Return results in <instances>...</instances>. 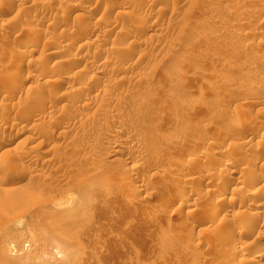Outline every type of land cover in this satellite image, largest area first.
Returning <instances> with one entry per match:
<instances>
[{"label": "rangeland", "instance_id": "1", "mask_svg": "<svg viewBox=\"0 0 264 264\" xmlns=\"http://www.w3.org/2000/svg\"><path fill=\"white\" fill-rule=\"evenodd\" d=\"M113 1L0 0V264H264V0Z\"/></svg>", "mask_w": 264, "mask_h": 264}, {"label": "bare ground", "instance_id": "2", "mask_svg": "<svg viewBox=\"0 0 264 264\" xmlns=\"http://www.w3.org/2000/svg\"><path fill=\"white\" fill-rule=\"evenodd\" d=\"M122 1V0H121ZM126 1V0H125ZM124 2V1H123ZM127 2V1H126ZM67 3V2H66ZM76 4V3H75ZM123 4V3H122ZM69 5V4H68ZM118 5H120V3L119 2H117V1H113V0H107V2H106V4H105V6H103L104 7V11L105 10H108V11H113L116 7L118 8ZM66 6V5H65ZM76 6H77V4H76ZM70 7H72V6H70ZM74 9H76V8H74ZM103 10V9H102ZM117 18V17H116ZM113 19H114V17H113ZM102 20V19H101ZM139 28V27H138ZM49 42H50V40H49ZM21 44V43H20ZM87 44V43H86ZM86 46V45H85ZM18 53H20L19 51H18ZM29 53V52H28ZM15 57L17 58V59H19V61L21 62L22 61V57L20 58L18 55H17V53L15 54ZM14 57V58H15ZM18 62V61H17ZM16 62V63H17ZM57 62V61H56ZM20 64V63H19ZM58 64V63H57ZM20 68V67H19ZM129 69V68H128ZM52 74V73H51ZM46 75V74H45ZM50 75V74H49ZM45 80H48L49 79V76L47 75V76H45ZM85 78V77H84ZM44 80V79H43ZM47 82H49V81H47ZM11 90V89H10ZM102 95V94H101ZM6 115V114H5ZM3 116V115H2ZM8 116V115H7ZM6 118V117H5ZM4 119V118H3ZM2 119V120H3ZM7 119V118H6ZM251 119V118H250ZM5 121V120H4ZM251 121V120H250ZM233 122V121H232ZM231 122V123H232ZM260 122V121H259ZM234 124H233V127L235 128V130H237V129H240V128H242L243 129V126L244 125H247V124H249V117H243V118H241V119H239V120H237L236 122H233ZM253 124V123H252ZM0 125H1V120H0ZM251 128V130H250V132H249V136H251V137H257V136H259V137H261V136H264V123H257L256 122V124L255 125H253L252 127H250ZM233 129V128H232ZM234 130V131H235ZM245 130V129H244ZM248 130V129H247ZM240 131V130H239ZM232 132H233V130H232ZM241 132H242V130H241ZM231 133V132H230ZM247 133V132H246ZM234 134V133H233ZM236 135L238 134V133H235ZM234 134V135H235ZM242 134V133H241ZM248 134V133H247ZM233 135V136H234ZM245 135V134H244ZM9 137V136H8ZM231 137V136H230ZM236 138V137H235ZM10 139V138H9ZM12 139V138H11ZM248 139V138H247ZM264 139V138H263ZM4 140H5V138H4ZM2 141V140H1ZM7 141V140H6ZM11 141V140H10ZM10 141H8V143H10ZM237 141V140H236ZM238 141H240L239 139H238ZM246 141V140H245ZM3 142V141H2ZM3 143H5V142H3ZM120 143V142H119ZM234 143V142H233ZM239 143H241V144H243V142L241 141V142H239ZM214 144V143H213ZM231 144V143H230ZM261 144V143H260ZM16 145V144H15ZM234 145V144H233ZM259 145V144H258ZM236 145H234V148H237V147H235ZM252 146V145H251ZM250 146V147H251ZM260 146V145H259ZM262 147V146H261ZM260 147V148H261ZM231 148V147H230ZM229 148V149H230ZM232 148H233V146H232ZM256 148V147H255ZM240 149V148H239ZM236 151V150H235ZM235 151H234V153H235ZM118 151H115V153H117ZM237 154V153H236ZM115 155V154H114ZM211 155V154H210ZM207 156V155H206ZM191 158V157H190ZM235 158H237V157H235ZM216 159V158H215ZM252 159H254L255 161L256 160H258L259 158L255 155V156H253V158ZM254 160H252V162L254 161ZM217 163L216 164H218L220 167H221V169H219L220 171H218V172H220L219 174H221V176H226L227 178H231L230 176L234 173V164L232 165V163H231V161L230 160H228V159H226V158H219L218 160H215ZM248 163V162H247ZM254 163V162H253ZM188 164V163H187ZM242 164V163H241ZM201 165V164H200ZM204 165V164H203ZM254 165V164H253ZM259 165V164H258ZM241 166H243V165H241ZM255 166V165H254ZM253 166V167H254ZM250 167V166H249ZM251 168V167H250ZM198 169V168H197ZM201 169V168H200ZM236 169V168H235ZM244 169V168H243ZM10 170V169H9ZM204 171V170H203ZM202 171V172H203ZM14 172V171H13ZM9 173H11V171L9 172ZM221 176H219V177H221ZM218 177V178H219ZM226 178V179H227ZM248 178V177H247ZM247 178H246V176H241V178H240V180H239V182H238V184H240V183H242V184H244L245 185V182L247 181ZM201 180V179H200ZM133 181V180H132ZM138 181V178H134V181L133 182H137ZM227 182V181H226ZM208 183V182H207ZM229 183V182H228ZM223 185V184H222ZM246 185H248L247 184V182H246ZM224 186V185H223ZM226 187V186H225ZM241 188V187H240ZM233 189V188H232ZM234 189H235V187H234ZM236 190H237V188H236ZM257 190V189H256ZM226 191V190H225ZM237 192V191H236ZM242 194H244L242 191H240ZM249 192V191H248ZM231 193V192H230ZM238 194H239V190H238V192H237ZM251 193V192H250ZM248 194V193H247ZM246 194V198L247 199H251L252 200V196H250V194H248L247 195ZM258 194V193H257ZM255 195V194H254ZM242 197V196H241ZM255 197V196H254ZM257 197V196H256ZM217 199L218 200H216V202L217 201H221L222 200V194H218V197H217ZM230 199V198H229ZM243 199V198H242ZM246 199V200H247ZM250 200V201H251ZM234 201V200H233ZM253 201V200H252ZM230 202V201H229ZM228 202V203H229ZM240 202V201H239ZM247 202V201H246ZM212 203H213V201H212ZM252 203V202H251ZM260 203V202H259ZM214 204V203H213ZM246 204V203H245ZM257 204V203H256ZM230 205H231V202H230ZM248 205V204H247ZM252 204H249V206H251ZM262 205V204H261ZM219 207V206H218ZM227 207H228V205H227ZM241 207V206H240ZM259 207H260V205H252V208H255L256 209V211L254 212V215H257V213L258 214H260L259 212H258V209H259ZM215 208V207H214ZM219 208H221V207H219ZM261 208V207H260ZM242 209V208H241ZM246 209H247V207H246ZM227 210V209H226ZM245 210V209H244ZM222 211V210H221ZM247 212V211H246ZM264 212V211H263ZM216 212H215V210H212V214H215ZM242 213V212H241ZM240 213V214H241ZM223 214H225V213H223ZM239 214V215H240ZM239 215H238V217H239ZM247 215V214H246ZM226 217V216H225ZM241 217V216H240ZM256 217V216H255ZM255 217H253V218H251L249 221H246V222H244V220H243V222H244V226H242L243 227V229H252V227H254V226H256V224L257 223H255V220H256V218ZM258 217V216H257ZM246 218V217H245ZM259 218V217H258ZM226 219V218H225ZM231 219V218H230ZM229 219V220H230ZM247 219H248V217H247ZM241 221V220H240ZM263 222V221H262ZM232 223V222H231ZM264 223V222H263ZM229 224V223H228ZM237 224V223H236ZM240 223H238V225H239ZM226 225V224H225ZM230 225H232V224H230ZM234 225V224H233ZM237 225V226H238ZM240 226V225H239ZM227 227V226H226ZM264 228V227H263ZM221 229H223V228H221ZM226 229V228H225ZM230 229H232V228H230ZM254 229V228H253ZM224 230V229H223ZM227 230H228V228H227ZM234 230V229H233ZM235 230H237V229H235ZM240 230V229H239ZM250 231V230H249ZM219 231H217V233H218ZM223 232V231H222ZM238 232V231H237ZM258 232H259V230H258ZM261 232V231H260ZM259 232V236L257 237V241H259V240H263L264 239V236H263V234H262V232L260 233ZM245 233V232H244ZM225 235H226V233H225ZM214 236H217V235H214ZM228 237V236H227ZM214 238V237H213ZM215 239V238H214ZM218 239H220V237L218 238ZM227 239V238H226ZM255 239V238H254ZM231 240V239H230ZM212 243V242H211ZM258 243V242H257ZM241 244V243H240ZM235 247V246H234ZM261 247V246H260ZM263 248V247H262ZM233 249V254H235V252L237 251H234V248H232ZM238 249V248H237ZM230 251H232V250H230ZM238 251H239V249H238ZM260 251H261V249L258 247V246H256V247H253V249H251L250 251H248V252H246V256H248L250 259L248 260V261H245V262H250L251 264L253 263V264H255L256 263V261L254 260L255 258H257V256L258 255H260L259 253H260ZM262 252V251H261ZM237 253V252H236ZM232 254V253H231ZM238 254V253H237ZM227 264V262H224V264ZM249 263V264H250ZM257 264V263H256Z\"/></svg>", "mask_w": 264, "mask_h": 264}]
</instances>
